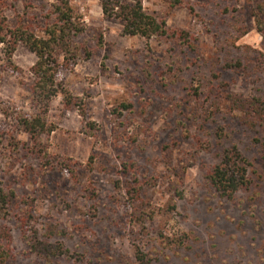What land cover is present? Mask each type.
<instances>
[{
	"label": "rangeland",
	"instance_id": "374dc122",
	"mask_svg": "<svg viewBox=\"0 0 264 264\" xmlns=\"http://www.w3.org/2000/svg\"><path fill=\"white\" fill-rule=\"evenodd\" d=\"M51 2L0 0V8L8 22L23 20L41 36ZM70 3L91 57L61 68L56 82L85 104L87 117L65 109L60 93L44 108L30 91L36 56L19 45L9 59L0 44V186L29 193L40 226L65 230V247L80 253L83 264H140L136 249L148 254L146 264H264V133L241 126L237 111L216 108L202 128L184 117L188 102L207 109L206 93L224 84L240 99L264 101V58L254 52L264 54V41L250 14L252 1L143 0L146 12L196 38L188 54L165 38L122 35L119 22L103 17L98 0ZM224 58L241 60L243 69L221 71ZM197 84L206 91L195 101L190 91ZM122 102L132 110L115 119L110 110ZM31 115L44 116L53 128L40 137V154L29 152L28 136L16 125ZM87 121L96 126L92 134ZM220 128L223 141L215 137ZM10 137L28 146L12 152ZM230 143L252 165L253 196L245 194L247 203L239 206L220 199L204 179ZM133 180L142 188L135 203L125 191L136 186ZM134 211L144 215L141 223ZM9 216L0 226L12 237L11 264H47L27 254Z\"/></svg>",
	"mask_w": 264,
	"mask_h": 264
},
{
	"label": "trees",
	"instance_id": "16d2710c",
	"mask_svg": "<svg viewBox=\"0 0 264 264\" xmlns=\"http://www.w3.org/2000/svg\"><path fill=\"white\" fill-rule=\"evenodd\" d=\"M98 1L103 17L120 23L122 35L137 36L145 40L165 38L179 47L183 46V51L187 50V54L193 52L197 42L196 38L185 30L169 28L165 20L156 13L146 12L143 7V0ZM251 1L250 14L254 21L255 30L264 41V0ZM175 3L178 4L179 1ZM225 12H228V10H225ZM41 32V36L37 35L23 20L11 24L7 20L5 9L0 8V44L5 46L9 59L19 45L33 53L37 58L30 70L33 77L30 87L33 98L46 108L51 99L60 93L65 109H78L81 111V116L86 118L85 104L83 105L78 97L60 88L56 82V77L61 68H66L69 63L82 55L87 58L91 57V51L88 50L85 43L79 40L80 36L85 32V27L81 17L76 14L71 6L70 0H52L45 15V25ZM245 34L246 30L244 29L240 35ZM99 41L101 43V37ZM254 52L260 59L264 58L262 52ZM188 58L190 59V57ZM60 59L62 63L59 61ZM238 69H243L241 60L222 59L221 71H236ZM202 87L206 86L197 84V87L190 91L193 97L192 100H198L202 93L206 91V89L202 91L200 89ZM213 91L214 89L211 88L206 93L207 102L209 101L210 103L207 109L201 108L197 103L193 104L194 102L192 101L187 103L189 106L184 113L187 121L199 122L200 128H202L203 124L215 114L214 110L221 108L224 113H230L231 111L241 113L242 116L239 117V121L245 129L249 128L257 131L260 129L264 133V101L259 99L253 101L240 99L236 94L227 92L225 84L222 90H217L216 93H213ZM222 103L223 106H221ZM132 107L131 103L122 102L117 106H113L110 113L115 119H120L125 112H130ZM45 111L46 109H44L43 113ZM214 121L212 120V122ZM16 125L21 132L28 136L31 143V146L28 147L29 152L42 153L40 137L53 131V128L47 126L45 117L39 115L20 117L16 120ZM85 125L88 128V133L92 134L96 127L95 124L87 121ZM185 131L188 133V128ZM216 133L215 137L217 136L219 140L223 141L226 138L223 129H218ZM10 139L12 141V152L17 153L19 146H28V144H23L14 137H10ZM256 141L260 142L258 138ZM216 157L217 161L205 170L204 179L207 186L223 201H229L238 206L241 203L242 205L247 203L244 201L245 197L243 196L247 194L248 200H251L253 196L248 195L251 193L253 186L251 178L252 165L249 160L244 156L239 146L234 143L221 148L217 152ZM41 159L44 166L50 163L48 156ZM121 169L123 172L128 173V164H121ZM133 183L136 186H131L125 191L130 196L131 202L135 203L139 200L142 188L138 185L137 180H133ZM33 204L34 200L29 193L18 192L16 188L7 184L0 186V218L5 219L11 215L19 228L27 254L46 261L47 264L58 263L62 260L70 261L72 259L75 262L82 261L80 253L75 252L73 254L71 249L65 247L63 242L67 237L65 230H58L50 224H46L43 227L40 226L41 224L34 212ZM248 206L251 208L250 204ZM134 212L135 217L133 216V219L137 223H141L144 215L140 212ZM11 243L12 237L9 229H6L5 226H0V264H11ZM147 256V253L136 249L135 259L140 264L149 262ZM80 263L83 264L84 262Z\"/></svg>",
	"mask_w": 264,
	"mask_h": 264
}]
</instances>
